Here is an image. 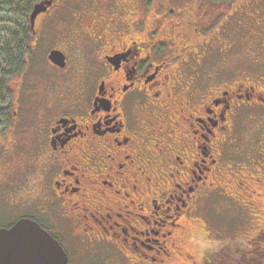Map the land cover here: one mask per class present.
<instances>
[{"label": "flooded vegetation", "instance_id": "af4514ba", "mask_svg": "<svg viewBox=\"0 0 264 264\" xmlns=\"http://www.w3.org/2000/svg\"><path fill=\"white\" fill-rule=\"evenodd\" d=\"M41 1L0 36V228L67 264H206L185 235L221 195L264 234V0H51L31 26Z\"/></svg>", "mask_w": 264, "mask_h": 264}, {"label": "rangeland", "instance_id": "374dc122", "mask_svg": "<svg viewBox=\"0 0 264 264\" xmlns=\"http://www.w3.org/2000/svg\"><path fill=\"white\" fill-rule=\"evenodd\" d=\"M0 84L1 86L4 85L3 82H0ZM252 162H235L230 171L240 173L246 166L253 167V170L261 168L262 165L258 159H254ZM250 176L261 179V184L257 185L256 178L251 179ZM245 180L246 185H249V190L245 192L247 203L249 202L248 205L252 206L253 201L256 215L259 213L264 214V176L259 173L248 174ZM242 181L244 182V180ZM229 184L236 188L235 179H230ZM251 190L257 191L255 199L251 195ZM241 197L243 199L244 195L242 194ZM243 204H245V200H243ZM239 208L232 202L222 198L221 195H218V197L211 195L209 199L199 204L193 217L195 221L188 228L192 231V234L190 236L185 235L187 248L196 255L197 259H200L207 249L214 251L220 247H227L226 245H232L233 247L244 245L253 233L259 229L260 224L256 222L258 219L251 218L252 213L246 208L241 207V210Z\"/></svg>", "mask_w": 264, "mask_h": 264}, {"label": "water", "instance_id": "95a60500", "mask_svg": "<svg viewBox=\"0 0 264 264\" xmlns=\"http://www.w3.org/2000/svg\"><path fill=\"white\" fill-rule=\"evenodd\" d=\"M50 4L51 0H45L33 7L31 26ZM67 261L60 244L34 222L21 220L9 229L0 228V264H67Z\"/></svg>", "mask_w": 264, "mask_h": 264}, {"label": "trees", "instance_id": "16d2710c", "mask_svg": "<svg viewBox=\"0 0 264 264\" xmlns=\"http://www.w3.org/2000/svg\"><path fill=\"white\" fill-rule=\"evenodd\" d=\"M38 1L0 0V36L5 33L4 31L12 32L15 27L16 11L21 7L27 11L29 5ZM0 48H2L1 45ZM226 246L214 251L205 250L203 258L206 264H264V234L241 246Z\"/></svg>", "mask_w": 264, "mask_h": 264}]
</instances>
